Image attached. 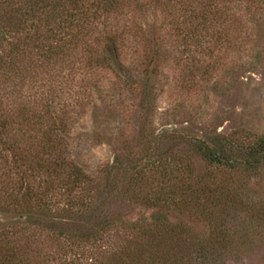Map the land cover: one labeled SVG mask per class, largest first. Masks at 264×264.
Wrapping results in <instances>:
<instances>
[{
	"label": "trees",
	"instance_id": "obj_1",
	"mask_svg": "<svg viewBox=\"0 0 264 264\" xmlns=\"http://www.w3.org/2000/svg\"><path fill=\"white\" fill-rule=\"evenodd\" d=\"M263 21L264 0H0L2 264H223L235 255L245 243L239 215L264 214L248 195L264 170V133L189 137L203 172L169 151L138 162L127 146L95 174L76 134L110 100L134 115L146 143L178 138L173 126L147 127L163 92L154 80L171 65L175 103L200 102L241 68ZM129 93L139 99L133 112ZM120 177L128 196L159 209L151 221L114 217ZM169 208L204 217L209 237L170 222L160 213ZM43 238L55 242L53 256Z\"/></svg>",
	"mask_w": 264,
	"mask_h": 264
},
{
	"label": "rangeland",
	"instance_id": "obj_2",
	"mask_svg": "<svg viewBox=\"0 0 264 264\" xmlns=\"http://www.w3.org/2000/svg\"><path fill=\"white\" fill-rule=\"evenodd\" d=\"M253 27L255 30L250 38L251 43L241 57V68H234V73L226 75L218 84L212 83L208 96L203 97L200 102H184L182 107L175 103L172 88L175 72L171 65L164 69V77L154 80L155 85L163 92L154 106L156 111L149 119L147 127L151 133H157L173 126L179 129L178 138L169 137L161 142V146L155 139L146 143L140 136L141 124L134 122V115H127L126 110L117 102L106 100L101 103L95 114L90 113L87 116L76 134L80 145L77 152L81 160L87 163L85 168L95 174L99 166L113 160L117 153H123L129 146L132 147V157L138 162H146L155 155L169 151L171 156L182 154L188 157L193 161L195 171L203 172L206 164L200 158L192 157L189 152V137L217 132L228 135L242 130L263 134L264 21L259 25L254 24ZM255 55L259 56V61L251 63ZM113 90L117 91V86H113ZM125 101L132 112L135 111L132 109H137L139 99L136 93H129ZM119 179L115 191L108 192L114 217L125 224H144L159 214V209L145 206L134 197L128 196L123 179ZM248 195L264 203V170L258 177L250 180ZM160 213L166 215L170 222L186 227L198 237L207 238L211 233L209 221L189 211L169 208L161 210ZM2 217L0 214V219ZM238 219L242 220L240 237L245 243L238 248L235 255H226L223 264H264V214L254 221H250L245 214L239 215ZM42 240L44 241L40 248L47 256L58 252L51 238ZM3 260L4 258L0 260V264Z\"/></svg>",
	"mask_w": 264,
	"mask_h": 264
}]
</instances>
